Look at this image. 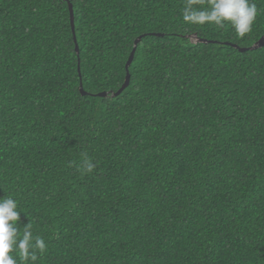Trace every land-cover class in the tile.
Wrapping results in <instances>:
<instances>
[{"label":"trees","instance_id":"16d2710c","mask_svg":"<svg viewBox=\"0 0 264 264\" xmlns=\"http://www.w3.org/2000/svg\"><path fill=\"white\" fill-rule=\"evenodd\" d=\"M70 2L80 55L68 1L0 0V197L36 264H264V46L227 44L264 0L243 38L184 0Z\"/></svg>","mask_w":264,"mask_h":264},{"label":"clouds","instance_id":"9594fccd","mask_svg":"<svg viewBox=\"0 0 264 264\" xmlns=\"http://www.w3.org/2000/svg\"><path fill=\"white\" fill-rule=\"evenodd\" d=\"M257 17L252 0H184L182 20L195 26H230L243 38L250 33ZM96 164L85 157L81 168L91 173ZM19 203L12 194L0 197V264H36L47 252L43 236L34 235L32 223H21ZM21 225H23L21 227Z\"/></svg>","mask_w":264,"mask_h":264},{"label":"water","instance_id":"95a60500","mask_svg":"<svg viewBox=\"0 0 264 264\" xmlns=\"http://www.w3.org/2000/svg\"><path fill=\"white\" fill-rule=\"evenodd\" d=\"M68 1L69 3V8H70V14H71V24H72V30H73V34H74V39H75V43H76V51H77V54L80 55V46L78 44V40H77V36H76V23H75V9H74V5L70 2V0H66ZM153 35H159V34H153ZM194 38H196V36H193V40ZM143 39V36L139 37L136 42H135V47L131 53V56L129 58V61L127 63V66H126V69H127V77H126V81L124 83V85L121 87V89L116 92V93H113V97L115 96H119L120 94H122V92L127 89L131 83V72H130V67L134 61V58H135V54H136V51H137V48H138V45L139 43L141 42V40ZM198 42H204V43H209V42H212V41H209V40H206V39H197ZM228 45H232L234 46L235 48H238L240 49L241 51L245 52L247 50H255V49H258L260 47H263L264 46V37L261 38L257 43H255L253 46L251 47H248V48H241L239 47L238 45L236 44H231V43H227ZM81 91L86 94V92H84V87H83V83H81ZM98 96L100 97H108L110 96V93L109 92H103V93H100L98 94Z\"/></svg>","mask_w":264,"mask_h":264}]
</instances>
